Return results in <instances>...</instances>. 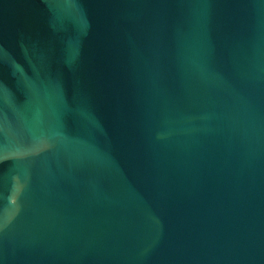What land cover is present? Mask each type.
<instances>
[{
    "label": "water",
    "instance_id": "water-1",
    "mask_svg": "<svg viewBox=\"0 0 264 264\" xmlns=\"http://www.w3.org/2000/svg\"><path fill=\"white\" fill-rule=\"evenodd\" d=\"M0 264H264V0H0Z\"/></svg>",
    "mask_w": 264,
    "mask_h": 264
}]
</instances>
